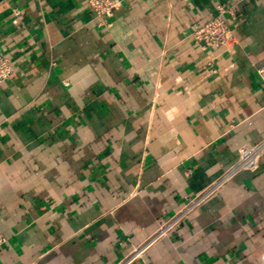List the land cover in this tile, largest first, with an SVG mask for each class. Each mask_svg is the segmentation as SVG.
Here are the masks:
<instances>
[{
    "label": "crops",
    "instance_id": "crops-1",
    "mask_svg": "<svg viewBox=\"0 0 264 264\" xmlns=\"http://www.w3.org/2000/svg\"><path fill=\"white\" fill-rule=\"evenodd\" d=\"M117 1L0 0V264H120L264 138V0ZM128 264H264V156Z\"/></svg>",
    "mask_w": 264,
    "mask_h": 264
},
{
    "label": "built area",
    "instance_id": "built-area-1",
    "mask_svg": "<svg viewBox=\"0 0 264 264\" xmlns=\"http://www.w3.org/2000/svg\"><path fill=\"white\" fill-rule=\"evenodd\" d=\"M90 9L98 17H112L115 11L119 8V1L117 0H86ZM219 12L212 17L204 25H194L192 29V36L198 42L207 48H220L224 47L231 50L236 43V36L225 18L226 9L224 6L218 7ZM15 69L14 66L6 55V53L0 48V83L11 79ZM262 79V85L264 87V66L259 70ZM264 156V138L255 145L242 146L239 149V157L234 166L225 173L220 179L213 182L208 188L200 192L190 203L176 215L171 217L170 220L163 223L157 232L145 241L141 246L136 247L132 255L120 264H128L134 258L138 257L154 242L168 233L176 229L180 222L188 215V213L205 202L213 193H215L234 173L240 170L257 171L260 167V160ZM7 241V237L0 228V247H2Z\"/></svg>",
    "mask_w": 264,
    "mask_h": 264
}]
</instances>
